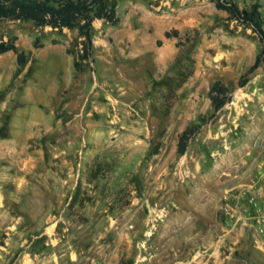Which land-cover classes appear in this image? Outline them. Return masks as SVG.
<instances>
[{"label":"rangeland","instance_id":"obj_1","mask_svg":"<svg viewBox=\"0 0 264 264\" xmlns=\"http://www.w3.org/2000/svg\"><path fill=\"white\" fill-rule=\"evenodd\" d=\"M112 3L81 70L78 31L0 24V264H264V42L209 0Z\"/></svg>","mask_w":264,"mask_h":264},{"label":"trees","instance_id":"obj_2","mask_svg":"<svg viewBox=\"0 0 264 264\" xmlns=\"http://www.w3.org/2000/svg\"><path fill=\"white\" fill-rule=\"evenodd\" d=\"M113 0H0V24L5 21L32 22L41 28L51 27L55 30L69 29L78 31L83 38L82 51L75 66L81 70L83 62H94L95 23L99 20L117 25L121 18L118 7ZM218 10L228 13L231 20L250 27L260 40L264 42V19L260 11L261 6L256 1L248 9H241L235 0H209ZM167 32L168 38L172 37ZM176 34H179L176 31ZM14 42H0V54L17 51ZM264 54V53H263ZM26 55H19V64L26 63ZM264 55H258L254 64L249 68L247 75L254 73L263 63ZM247 83L244 76L239 83L240 87ZM233 88L221 82L214 83L209 91L214 112L223 109L232 99ZM198 128H188L181 136L179 151L186 154L189 145Z\"/></svg>","mask_w":264,"mask_h":264},{"label":"built area","instance_id":"obj_3","mask_svg":"<svg viewBox=\"0 0 264 264\" xmlns=\"http://www.w3.org/2000/svg\"><path fill=\"white\" fill-rule=\"evenodd\" d=\"M260 214L264 218V207L260 209Z\"/></svg>","mask_w":264,"mask_h":264}]
</instances>
